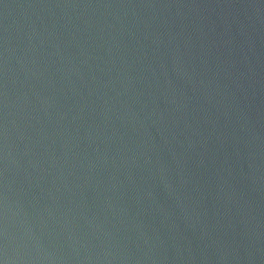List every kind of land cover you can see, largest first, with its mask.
Returning a JSON list of instances; mask_svg holds the SVG:
<instances>
[{
  "label": "water",
  "instance_id": "1",
  "mask_svg": "<svg viewBox=\"0 0 264 264\" xmlns=\"http://www.w3.org/2000/svg\"><path fill=\"white\" fill-rule=\"evenodd\" d=\"M0 264H264V0H0Z\"/></svg>",
  "mask_w": 264,
  "mask_h": 264
}]
</instances>
